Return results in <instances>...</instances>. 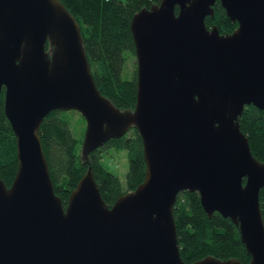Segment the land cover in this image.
<instances>
[{
  "label": "water",
  "instance_id": "1",
  "mask_svg": "<svg viewBox=\"0 0 264 264\" xmlns=\"http://www.w3.org/2000/svg\"><path fill=\"white\" fill-rule=\"evenodd\" d=\"M213 2L158 0L132 13L136 95L119 107L97 87L62 0H0V90L17 157L10 183L0 176V264H264V161L238 122L245 103L264 107V0H220L237 22L229 31L206 24ZM54 107L83 115V159L135 125L143 178L108 204L89 163L63 204L39 135ZM182 188L237 223L248 261L182 258Z\"/></svg>",
  "mask_w": 264,
  "mask_h": 264
},
{
  "label": "trees",
  "instance_id": "2",
  "mask_svg": "<svg viewBox=\"0 0 264 264\" xmlns=\"http://www.w3.org/2000/svg\"><path fill=\"white\" fill-rule=\"evenodd\" d=\"M80 25L82 43L90 70L99 90L119 107H132L136 95V61L125 72L128 55H135L129 27L132 13L143 5L158 0H62ZM213 13L204 16L208 25L215 23L220 31H229L236 20L226 14L220 0H214ZM177 8V7H176ZM47 45V43H46ZM124 70V73H123ZM75 108L54 107L43 116L39 135L46 155L53 188L65 204L70 190L90 163L104 200L110 204L121 192L133 188L145 172L142 140L135 125L123 133L110 136L88 151L83 159L80 137L75 136L69 122ZM241 130L247 135L252 153L264 161V107L245 103L238 114ZM124 149L127 168L122 181L110 166L114 152ZM16 140L3 109V87L0 90V176L9 184L16 169ZM259 205L264 220V183L260 186ZM173 217L179 252L186 262L207 253L219 257L236 256L248 261L250 254L239 236V229L230 216L214 209L208 215L196 189L182 188L176 193Z\"/></svg>",
  "mask_w": 264,
  "mask_h": 264
},
{
  "label": "rangeland",
  "instance_id": "3",
  "mask_svg": "<svg viewBox=\"0 0 264 264\" xmlns=\"http://www.w3.org/2000/svg\"><path fill=\"white\" fill-rule=\"evenodd\" d=\"M134 60H135V55L134 56L128 55V58L126 59V63H125V72L126 73H130L129 71L133 67V61ZM123 73H124V70H123ZM83 123L84 122H83L82 116L80 115V113L78 111L75 110V113L69 122V126L71 128V131L75 136H77V137L81 136ZM111 159H112L111 163H110L111 168L112 167L114 168V170L118 173L120 179L123 181L124 175H125V170L127 168V163H128L125 150L121 149V150L115 151L114 156Z\"/></svg>",
  "mask_w": 264,
  "mask_h": 264
}]
</instances>
